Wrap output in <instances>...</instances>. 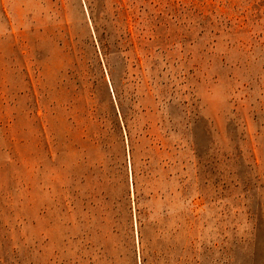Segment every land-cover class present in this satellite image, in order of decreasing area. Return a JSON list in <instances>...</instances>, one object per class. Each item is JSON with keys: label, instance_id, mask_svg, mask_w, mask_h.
Masks as SVG:
<instances>
[{"label": "rangeland", "instance_id": "obj_1", "mask_svg": "<svg viewBox=\"0 0 264 264\" xmlns=\"http://www.w3.org/2000/svg\"><path fill=\"white\" fill-rule=\"evenodd\" d=\"M0 264H264V0H0Z\"/></svg>", "mask_w": 264, "mask_h": 264}]
</instances>
